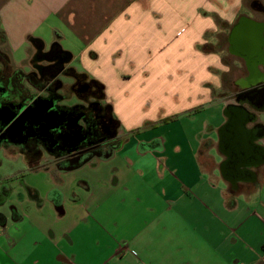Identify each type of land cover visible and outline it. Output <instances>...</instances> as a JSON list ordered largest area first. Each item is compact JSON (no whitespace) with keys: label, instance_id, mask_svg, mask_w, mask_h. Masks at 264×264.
Listing matches in <instances>:
<instances>
[{"label":"crops","instance_id":"obj_1","mask_svg":"<svg viewBox=\"0 0 264 264\" xmlns=\"http://www.w3.org/2000/svg\"><path fill=\"white\" fill-rule=\"evenodd\" d=\"M255 34L264 0H0L11 67L28 74L37 46L58 44L67 69L102 86L123 139L70 171L6 152L20 170L0 176V264H264V139L251 136L248 155L221 144L230 110L264 114L236 99L254 87L240 84L247 71H264ZM219 36L244 69L236 103ZM216 104L225 122L193 130Z\"/></svg>","mask_w":264,"mask_h":264},{"label":"flooded vegetation","instance_id":"obj_2","mask_svg":"<svg viewBox=\"0 0 264 264\" xmlns=\"http://www.w3.org/2000/svg\"><path fill=\"white\" fill-rule=\"evenodd\" d=\"M51 64L35 62L28 74L23 73L21 80L31 79L35 83L34 89H31L36 92L24 102L15 97L16 89L22 82L18 80L20 76L14 71L6 73L0 64V109L12 107L19 113L21 106L39 107L49 104L47 101L53 104L51 110L39 118L29 120L21 130L19 127L16 130L14 128L6 130L0 119V148L6 152L16 151L30 161L53 162L64 170L76 167L91 158H97L101 152L108 151L111 142L106 138L109 137L110 130L100 128L98 117L102 110L100 103L95 100L96 88L93 82L69 71L63 57L58 58L57 67L52 68ZM27 75H30V78H27ZM61 75L73 80L68 88L76 97L72 103H69L63 94L65 85L59 80ZM245 79V86L252 82L257 84L246 92L250 101H253L257 108L264 110V71L259 75L250 69ZM229 115L231 119L225 129L228 137L223 142L225 148L237 149L242 146L239 142L249 140L251 136H261L264 139V114L259 116L261 122L253 114L242 111V108L230 110ZM242 123L251 125L252 129L241 132L237 126ZM230 152L235 155V152Z\"/></svg>","mask_w":264,"mask_h":264},{"label":"rangeland","instance_id":"obj_3","mask_svg":"<svg viewBox=\"0 0 264 264\" xmlns=\"http://www.w3.org/2000/svg\"><path fill=\"white\" fill-rule=\"evenodd\" d=\"M238 26L235 28L236 30L232 33V40L234 43H236V41L238 39L237 38ZM213 47L215 50H218V52H221V55L223 57L222 61L229 68V72L224 73L222 76L224 92L228 93L229 95L231 94L230 100L232 102L236 103V100H235L233 94L238 90V86L235 85V80L237 79L238 76H241L244 73V69L238 63H234L233 62L234 59L232 57H230L229 54L227 53V44H226V37L225 36H219L214 41ZM74 66H75L76 70L78 72H80L79 71L80 67H79V64L77 62L74 63ZM4 70L6 73L9 72V70H7V69H4ZM26 70H28V68H26L25 71ZM59 80L62 83H64V85H65L63 88V94L66 97V99H68L69 103L74 102L76 97H74V95L68 89L69 85L72 83L73 80L71 78L66 77V75H61L59 77ZM244 83H245L244 80L240 82L241 85ZM95 93H96L95 100L98 101L102 105V101L97 96L98 95L97 92H94V94ZM34 94H36V92L32 91V95H34ZM218 106L219 105L216 104V105L210 106L205 111L197 113L193 118V121H196L195 122L196 124L193 125L194 126L193 130H195V131L198 130L201 127L200 126L201 121L203 119H206V118L213 120L214 124L217 125V127L219 128L222 125V123L225 122V119H224V114H223L224 108L220 109V107H218ZM259 114L260 113H258V115ZM261 120H263V119H261ZM179 121H181L183 123L184 127L188 126V124L190 123V120L188 118H182V119H179ZM214 136H215L216 140L219 141L218 134H215ZM6 155H7L6 151L3 148H0V176L15 174L20 170L19 162L15 161V160L8 159Z\"/></svg>","mask_w":264,"mask_h":264},{"label":"trees","instance_id":"obj_4","mask_svg":"<svg viewBox=\"0 0 264 264\" xmlns=\"http://www.w3.org/2000/svg\"><path fill=\"white\" fill-rule=\"evenodd\" d=\"M37 45L38 44H36V46ZM37 50H39V52L35 56L36 61L37 62L52 63L50 66L52 68H55L58 66L57 60L60 57H63L64 63H66L69 60V54L66 52H63L58 44H53L47 51H42L41 46L38 45ZM0 64L5 69H7L9 71H14L15 74H18L20 76L18 80H20L22 82L19 83V85L16 89V92H15L17 94L16 97L22 102L27 101L30 96H28L26 94L27 92H26V89L23 86V84L24 85L26 84L30 88L34 89L33 86L35 83L31 79H29V80L28 79L27 80L22 79L21 80V76L22 77L24 76L23 73L19 70H14L10 65L9 58L6 55L2 54L1 52H0ZM68 70L71 71L72 73H74L73 70H70V69H68ZM74 74H76V73H74ZM78 75H80V74H78ZM55 76H56V74H55ZM80 76H83L86 78L85 75H80ZM26 77L30 78V75H27ZM91 81L95 85L96 92L98 94L97 96L102 101V105L99 104V106L101 107L102 113L98 117L100 128H101V130H104L105 128H109V130H110V132H109L110 135L106 139L110 140L111 145H109L108 151L106 150L104 152H101V155H100V157H105V156L110 155L111 153L115 152L116 150H118L123 143V139L121 138V135L119 134V131H120L119 122L111 114L110 106L107 104H104V102H103L104 97H103L102 86L93 80H91ZM56 82H57V84H59V81L56 80ZM57 89H59V88H57ZM236 99L238 101H243V100L250 101L251 100V99H249V95L246 91L239 94ZM56 201H57L56 202L57 206H59L58 205L59 204L58 199H56Z\"/></svg>","mask_w":264,"mask_h":264},{"label":"water","instance_id":"obj_5","mask_svg":"<svg viewBox=\"0 0 264 264\" xmlns=\"http://www.w3.org/2000/svg\"><path fill=\"white\" fill-rule=\"evenodd\" d=\"M251 45V46H250ZM250 46V50L251 52H253L252 50H254L255 52H253L252 54H250V56H254L256 58H258V60H261L264 62V54L260 52L261 48L264 47V39L261 37L260 35H254V37L252 38L251 43L247 46ZM246 47V46H245ZM250 85H253L254 87H256V83L252 82ZM49 104H45V105H40L39 107L36 106H21L19 107V113H16L14 111V108L12 107H4L0 109V119L2 120V122L4 123V125L6 126V130H11L12 128H14V130H16L18 127L20 128V130L22 129V127L29 122V120L33 119L34 117L39 118L41 115H43V113L51 110L52 107V102L51 101H47ZM43 125H45V123H43ZM245 123H242L241 125H238L237 128L241 131V132H245L246 129L244 127ZM226 128V127H225ZM224 128V129H225ZM223 142H225L224 140L221 141V144H223ZM241 143L242 146H240L239 150H236V152L238 153V151H243L245 153V155H248V151L247 149H249V140L246 141H241L239 142ZM112 156V153L110 155H107L105 157H100L97 156L98 159L101 160H107ZM78 166L74 167H68L66 169H64L65 171H70L73 170L75 168H77Z\"/></svg>","mask_w":264,"mask_h":264}]
</instances>
